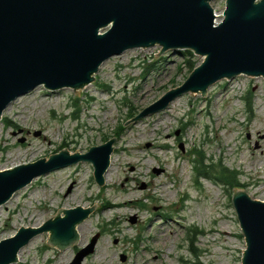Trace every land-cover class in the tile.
Here are the masks:
<instances>
[{"label":"rangeland","instance_id":"obj_1","mask_svg":"<svg viewBox=\"0 0 264 264\" xmlns=\"http://www.w3.org/2000/svg\"><path fill=\"white\" fill-rule=\"evenodd\" d=\"M210 5L217 23L225 0ZM160 50L155 45L110 57L79 97L68 88L39 86L3 110L0 170L62 150L85 154L115 139L103 186L91 163L77 162L32 180L0 206V241L21 227L42 226L58 209H93L75 226L72 246L59 251L47 243L50 233H40L12 264H70L93 238L81 264H242L246 243L232 189L264 201V80L221 79L205 96L184 93L125 125L190 74L184 51ZM202 60L193 55L197 65ZM200 161L209 166L200 172L210 176L220 168L234 171L241 187L197 173ZM110 202L122 207L109 208ZM82 225L81 237L76 229ZM189 230L197 256L189 249Z\"/></svg>","mask_w":264,"mask_h":264},{"label":"water","instance_id":"obj_2","mask_svg":"<svg viewBox=\"0 0 264 264\" xmlns=\"http://www.w3.org/2000/svg\"><path fill=\"white\" fill-rule=\"evenodd\" d=\"M212 1L0 0V118L10 102L39 86L48 91L68 88L79 97L81 87L93 80L104 61L155 45L161 48L159 53L190 50L203 61L179 87L125 125L166 108L184 93L205 96L221 79L244 75L264 80V0H226L215 27ZM114 142L112 138L90 147L85 154L62 150L48 160L0 170V206L33 179L77 162L91 163L93 178L103 186ZM231 201L246 243L242 264H264V201L236 188ZM92 210L58 209L38 228L21 227L0 241V264L16 263L20 249L40 233H50L47 243L59 251L72 246L75 226ZM94 243L95 238L70 264H81Z\"/></svg>","mask_w":264,"mask_h":264},{"label":"trees","instance_id":"obj_3","mask_svg":"<svg viewBox=\"0 0 264 264\" xmlns=\"http://www.w3.org/2000/svg\"><path fill=\"white\" fill-rule=\"evenodd\" d=\"M183 53L184 56V64L188 67L189 72H191L193 70V68L196 66V63L193 61V54L191 51L189 50H185ZM246 99V107L248 109H250V104L248 102L247 97ZM195 170L197 171V173H200L201 175H203L204 177L213 180V181H217V182H221L222 184H225L229 187H241V185L238 182V178H237V174L232 171L229 170L228 168H220L219 170V174H214L213 176H210L209 174L212 172H209V174L205 173V172H200L201 170H206L209 168V166L204 165V163L202 161H200L198 164H195ZM198 165V166H197ZM193 230H189V234H188V239L190 241V252L194 255L197 256V253L194 249V247L192 246L193 243V238L195 237V235H193Z\"/></svg>","mask_w":264,"mask_h":264},{"label":"bare ground","instance_id":"obj_4","mask_svg":"<svg viewBox=\"0 0 264 264\" xmlns=\"http://www.w3.org/2000/svg\"><path fill=\"white\" fill-rule=\"evenodd\" d=\"M216 16H217V15H216ZM14 195H15V194H14ZM14 195H13V196H14ZM13 196H12V197H13ZM128 202L130 203V202H132V201L129 200ZM120 204H121V203L110 202V203H108L107 206H108L109 208H120V207H122ZM132 205H133V203L131 204L130 207H132ZM123 206L126 207V205H124V204H123ZM83 226H84V225H82L81 227H78V228L76 229L78 235L80 234L79 236H81V233H80V232H81V230H83ZM84 230H85V229H84ZM81 237H82V236H81ZM23 250H24V248L21 249V250L18 252V255H17V256H18V259L20 258V256H21ZM101 254H102V250L100 251V255H101Z\"/></svg>","mask_w":264,"mask_h":264}]
</instances>
